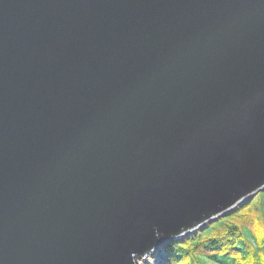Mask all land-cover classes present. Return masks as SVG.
I'll use <instances>...</instances> for the list:
<instances>
[{
	"label": "water",
	"instance_id": "obj_1",
	"mask_svg": "<svg viewBox=\"0 0 264 264\" xmlns=\"http://www.w3.org/2000/svg\"><path fill=\"white\" fill-rule=\"evenodd\" d=\"M264 191V0H0V264H139Z\"/></svg>",
	"mask_w": 264,
	"mask_h": 264
},
{
	"label": "trees",
	"instance_id": "obj_2",
	"mask_svg": "<svg viewBox=\"0 0 264 264\" xmlns=\"http://www.w3.org/2000/svg\"><path fill=\"white\" fill-rule=\"evenodd\" d=\"M163 249V264H264V191Z\"/></svg>",
	"mask_w": 264,
	"mask_h": 264
},
{
	"label": "rangeland",
	"instance_id": "obj_3",
	"mask_svg": "<svg viewBox=\"0 0 264 264\" xmlns=\"http://www.w3.org/2000/svg\"><path fill=\"white\" fill-rule=\"evenodd\" d=\"M162 259H164L163 250L161 253L159 252L156 255H154V257L148 258L147 261H141L140 264H163Z\"/></svg>",
	"mask_w": 264,
	"mask_h": 264
},
{
	"label": "built area",
	"instance_id": "obj_4",
	"mask_svg": "<svg viewBox=\"0 0 264 264\" xmlns=\"http://www.w3.org/2000/svg\"><path fill=\"white\" fill-rule=\"evenodd\" d=\"M143 261H146V259H143Z\"/></svg>",
	"mask_w": 264,
	"mask_h": 264
}]
</instances>
